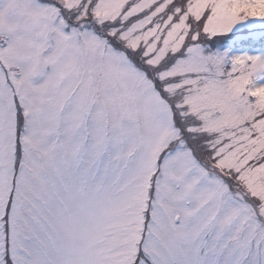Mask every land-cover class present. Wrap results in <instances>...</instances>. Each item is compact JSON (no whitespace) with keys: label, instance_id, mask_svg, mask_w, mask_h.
Segmentation results:
<instances>
[{"label":"snow or ice","instance_id":"1","mask_svg":"<svg viewBox=\"0 0 264 264\" xmlns=\"http://www.w3.org/2000/svg\"><path fill=\"white\" fill-rule=\"evenodd\" d=\"M0 264H264V0H0Z\"/></svg>","mask_w":264,"mask_h":264}]
</instances>
